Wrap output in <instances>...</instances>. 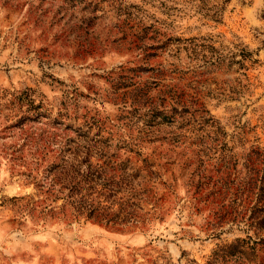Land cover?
Here are the masks:
<instances>
[{"label": "rangeland", "instance_id": "rangeland-1", "mask_svg": "<svg viewBox=\"0 0 264 264\" xmlns=\"http://www.w3.org/2000/svg\"><path fill=\"white\" fill-rule=\"evenodd\" d=\"M263 9L264 0H0V264H233L223 249L245 236L241 225L210 227L206 207L191 206L180 180L163 221L122 232L19 213V204L36 198V191L8 160L21 135L7 117L41 101L51 119L66 105L76 117L65 132L76 137L82 115L114 119L122 104L111 80L120 64L133 61L122 48L110 47L109 36L116 13H126L152 24L167 44L150 59L158 66L152 73L207 120V189H220L227 203L239 187L240 154L251 145L264 149ZM82 38L103 40V46L84 53L77 46ZM43 122L38 117L23 124ZM86 130L89 136L96 132L93 126ZM168 130L159 135L165 138ZM144 147V153L154 147L170 156L176 149L165 141ZM219 159L233 162V174L214 177Z\"/></svg>", "mask_w": 264, "mask_h": 264}, {"label": "trees", "instance_id": "trees-1", "mask_svg": "<svg viewBox=\"0 0 264 264\" xmlns=\"http://www.w3.org/2000/svg\"><path fill=\"white\" fill-rule=\"evenodd\" d=\"M113 24L110 47L122 48L133 61V66L120 64L111 80L114 89L120 88L116 99L122 104L117 105L114 119L82 115L76 129L81 128V133L76 137L65 132L76 117L67 113L66 105L51 119V109L41 101L9 111L7 119L18 124L21 138L13 146L17 153L9 154L8 160L16 164L21 181L32 183L36 191V198L28 196L19 204V213L65 223L88 221L122 232L151 220L163 221L180 180L191 206L206 207L210 227L227 221L241 225L245 236L223 249L231 263L264 264V149L251 145L240 154L239 187L224 203L220 189H207L211 178L207 159H203L211 148L204 132L207 120L196 117V109L182 94L152 73L158 66L150 59L167 44L152 24L145 26L126 13H116ZM77 46L84 53H96L103 40L82 38ZM148 70L151 73L142 76ZM38 117H44L42 126L23 124ZM91 126L96 132L89 136L86 128ZM162 126L169 128L165 138L159 135ZM102 130L105 136L100 135ZM160 140L176 148L172 156L154 147L142 152L145 144ZM232 165L219 159L214 177L233 174ZM144 205H149L146 211Z\"/></svg>", "mask_w": 264, "mask_h": 264}]
</instances>
